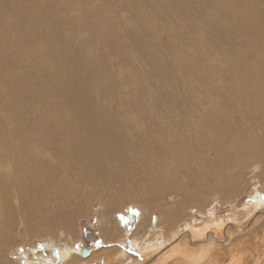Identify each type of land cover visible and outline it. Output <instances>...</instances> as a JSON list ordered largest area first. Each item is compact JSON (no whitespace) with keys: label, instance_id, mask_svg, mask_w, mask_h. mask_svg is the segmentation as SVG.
<instances>
[{"label":"rangeland","instance_id":"374dc122","mask_svg":"<svg viewBox=\"0 0 264 264\" xmlns=\"http://www.w3.org/2000/svg\"><path fill=\"white\" fill-rule=\"evenodd\" d=\"M8 1L5 0V5L10 4V1L16 2V0ZM24 1L20 0V3ZM46 1H50L54 7H51L53 18L44 22L40 19L36 23V35L31 40L23 28L24 25L13 21L17 14L21 15L22 20L26 18L23 13L25 8L22 9L18 4L17 9L10 8L6 10L8 13H0V40L8 43L5 44L3 54H0V128L3 125L9 128L14 126L13 119L10 120L11 116L23 120L22 123L24 126L28 125L27 128L36 124V127L42 130L43 121L49 116L50 111L63 104L62 97H64L63 112L69 110V113L65 112L67 117L64 116L63 121L58 117H52L51 122L54 120L56 131L62 133L65 129L66 131L72 129L80 140L84 135L81 132L83 129L90 131L93 127L101 128L105 123L104 128L108 124L107 128L111 130L118 148L103 152L99 156V162L101 165L118 168L116 165L119 161V150L124 153L126 143L131 141L129 135L134 139V144H137L136 136L140 132L143 134L140 139L153 135V129L161 123L174 125L178 131L186 129L191 120V104L186 95L192 89L215 97H223L222 94L225 97L229 94L227 97L230 99L232 97L230 93L240 95L244 92L243 95H252L253 83L260 81L263 84L264 0ZM7 20H10L8 24ZM14 24L17 26L15 27ZM46 30L48 36H45ZM41 46L45 48L48 60L46 61L42 56L37 62H31L29 55L38 53ZM193 60L196 61L197 67ZM50 63H55L54 69H50ZM236 65L241 66L239 70ZM216 66L218 69H215ZM201 70H203L202 74L199 73ZM12 78L15 80L21 78L17 86L16 83L10 84ZM235 78L238 81L242 79L245 83L240 81L238 83ZM241 83L246 85L243 86ZM249 84L253 87L252 91ZM261 93L264 94V91ZM240 103L243 107V102L238 100L235 108H239ZM85 105L87 115L92 114V116L86 117L87 122L84 124V120L79 118L78 109H85ZM74 116L75 120H73ZM164 116L166 119L163 118ZM68 117L71 120L66 121ZM82 122L84 126L80 125ZM138 124L143 125L140 127V132ZM75 125L78 127L76 128ZM169 134L170 132L161 130L158 132V138ZM38 135L39 139L44 136L42 133ZM20 137L25 147L31 145L33 148L34 138L31 139L30 144L29 134L22 133ZM58 138H61L60 135ZM150 138L153 139L154 136ZM44 141L43 150L46 152L47 163L57 159L60 154L58 152L67 146L66 141L70 142L71 146L75 145L71 139H66L64 143L52 148L46 140ZM129 148L133 146L127 147L125 151L127 152ZM126 152L123 156L126 160L130 154H135L129 150L128 153ZM52 156L54 159L51 158ZM78 162L82 163L81 160ZM76 163H72L70 167L65 165L66 167L58 168V166V171L55 167L50 168L55 170L53 174L59 177L65 171H69L66 173L67 181L64 180L63 184L68 185V194L73 204L85 202L87 194L90 196L103 188L96 181L88 183L83 181ZM259 168L249 167L247 171L244 170L245 173L242 172L240 183L243 184L232 187V192L238 191L237 194L230 193L227 199L225 197L219 203L215 197L209 198L207 204L203 206V202L199 201L196 205L189 206L192 208L187 214L194 216L197 221H203L208 218V212L211 210L214 213L217 211L216 215L222 218L227 215L226 213L233 211V208L249 202L256 190L261 191L259 195L262 194L264 183L258 182ZM118 170L120 171L119 168ZM113 174L115 175L114 172ZM183 182L185 183V180ZM45 184L37 187L39 193V188L42 186L44 189ZM178 199V195L173 194L167 197L165 202L172 204ZM100 200L96 199L93 203L89 217L80 219L77 229L80 232V240L73 242V246L81 242L82 246L99 247L102 236L100 229L103 226L100 223L101 208L105 209L103 217L110 218L117 226L124 229V237L127 227L136 225L133 227L135 231L137 225L141 224L150 211V206L137 199L124 201L117 206L105 207ZM229 208L232 210L230 211ZM155 217H157L156 213L149 219L151 224L154 223ZM109 229L107 228L108 232ZM142 233L141 231L140 234ZM127 237L130 240V247L139 252L138 241L131 235ZM251 237L253 236H248V239ZM134 241L137 242L136 245L133 244ZM45 242V240H37L32 245L30 243V247L28 245L20 247V251L12 256L17 260L15 264L29 262L28 256L32 258L35 257L33 255L39 257L45 254V248L41 247ZM30 249L34 250L35 254H32ZM249 251L254 253L253 250ZM21 252L27 253V256H23ZM245 256L249 262L253 259L250 254L245 253ZM225 260L223 264L228 263L227 258Z\"/></svg>","mask_w":264,"mask_h":264},{"label":"bare ground","instance_id":"6f19581e","mask_svg":"<svg viewBox=\"0 0 264 264\" xmlns=\"http://www.w3.org/2000/svg\"><path fill=\"white\" fill-rule=\"evenodd\" d=\"M4 2L0 1L1 14L8 13L6 10L16 8L18 4L22 9L25 8L23 13L26 18L22 20L21 15L17 14L13 21L24 25L30 40L36 35V23L40 19L44 22L53 18V6L50 1L25 0L20 3V0H16L10 1L8 5ZM8 22L10 20L6 21L7 24ZM48 35L46 30L45 36ZM5 44L8 43L0 40V54H3ZM44 49L41 46L38 53L30 54L29 60L37 62L44 56L47 61ZM193 62L196 66V61ZM240 63L241 61L238 65ZM49 66L54 69L55 63H50ZM240 67L236 65L237 70ZM216 68L218 69L217 66ZM201 72L203 70L199 73ZM19 79L12 78L10 84L16 83L17 86ZM235 80L238 83L243 82L242 79ZM235 80L233 81L236 82ZM253 84L254 88L251 84L248 85L251 91L254 89L252 95H243L244 92L240 93L241 96L230 93V99L227 97L229 94L225 95L227 98L222 93L223 97H215L192 89L186 95L191 104V120L184 131L176 130L174 125L161 123L155 126L153 135L140 139L143 135L140 132L143 123L138 124L140 133L136 136L137 144H134V139L129 135L131 141L126 143L124 149L125 153L127 147L133 146L128 150L135 154H130L126 160L123 158L124 153L119 150L116 166L120 171L99 162V156L103 152L118 148L111 130L107 128L108 124L104 128L105 123L101 128L93 127L90 131L83 129V139L80 137V140L72 129L66 131L64 127L66 132L56 131L54 120L51 122V119L58 117L63 121L64 116L67 117L65 112L69 111L63 112L64 97L63 104H59L56 109L54 107L55 110L50 111L43 121V131L36 127V124L27 128L28 125L25 124V127L23 120L10 116L14 126L9 128L3 125L0 128V264H15L17 260L12 258L13 254L18 253L20 247L29 246L30 243L32 245L37 240L46 241L41 245L45 248V254L39 257L33 255L35 257L32 258L28 256L29 262L25 264H223L226 258L227 264H264V192L259 195L261 191L256 190L249 202L233 208V211L229 208L231 212L222 218L216 215L217 211L214 213L211 210L208 212V218L205 217L203 221H197L194 216L187 214L192 208L189 206L196 205L199 201L203 202V206L209 198L215 197L219 203L225 197L227 199L230 193L237 194L238 191L232 192V187L243 184L240 183L242 172L249 167H260L257 179L258 182L264 183V94L261 93L264 91V81L263 84L260 81ZM238 100L243 102V107L239 104L241 109L235 108ZM86 109L87 107L78 109L79 118L84 120V124L87 122L86 117L92 116L87 115ZM67 120L71 118L68 117ZM164 123L167 124L165 121ZM161 130L170 132L169 136L159 139L158 132ZM22 133L29 134L30 144L34 138L33 148L31 145L28 148L24 146L20 137ZM39 133L44 135L40 139ZM59 135L61 138H58ZM150 136L154 138L151 139ZM66 139H71L75 145L71 146L70 142H65ZM40 140H43V143L46 140L52 148L64 142L67 146L58 152L60 154L56 156L55 161L50 160V163H47L44 144ZM79 160L82 163L78 162ZM72 163L77 164L79 176L83 181H96L103 186L94 194H87L85 202L78 204L72 203L68 185L63 184L64 180L67 181L66 173L69 171L59 177L53 174L55 170L50 169L55 167L58 171V166L70 167ZM43 183L46 184L44 189L41 186L42 191L39 188V193L37 187ZM173 194H177L179 199L172 204L166 203V198ZM96 199H101L103 207L117 206L124 201L137 199L150 206V211L135 231L133 227L136 225L127 227L124 237V229L110 218L103 217L104 208L99 209L102 214L100 223L103 224L100 229L102 236L99 247L86 246L88 253L82 256L80 251L85 247L82 246L83 243L77 242L76 246L72 243L80 240L78 224L80 219L89 217ZM154 213L157 217L151 224L149 219ZM107 228H110L109 232ZM128 235L138 241L139 252L130 247ZM248 236L253 237L248 239ZM133 244L136 245L137 242L134 241ZM29 251L35 254L34 250ZM245 253L253 257L251 262L246 259ZM21 254L27 256V253Z\"/></svg>","mask_w":264,"mask_h":264},{"label":"water","instance_id":"95a60500","mask_svg":"<svg viewBox=\"0 0 264 264\" xmlns=\"http://www.w3.org/2000/svg\"><path fill=\"white\" fill-rule=\"evenodd\" d=\"M87 248L88 247L85 246L84 248L81 249L80 253H81L82 256H85L88 253Z\"/></svg>","mask_w":264,"mask_h":264}]
</instances>
